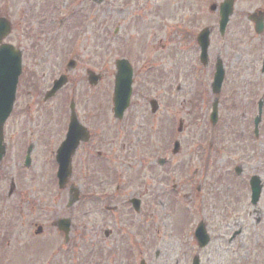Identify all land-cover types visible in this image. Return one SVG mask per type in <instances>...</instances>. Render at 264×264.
<instances>
[{
	"label": "rangeland",
	"instance_id": "obj_1",
	"mask_svg": "<svg viewBox=\"0 0 264 264\" xmlns=\"http://www.w3.org/2000/svg\"><path fill=\"white\" fill-rule=\"evenodd\" d=\"M197 1L189 6L186 0H104L97 6L90 0H0V17H7L12 27L4 42L23 50L15 102L4 125L0 264H190V234L201 221L214 240L201 253L202 264L218 244L225 249L226 264H264V111L262 133L253 135L257 102L264 100V30L257 36L246 20L247 13L264 11V0H236L223 38L217 17L208 10L222 0ZM204 27L212 28L205 66L193 45ZM216 57L224 63L225 77L213 128L208 116L215 95L209 87ZM69 59L76 62L68 73L69 84L46 100L44 94ZM120 59H129L133 67V93L132 105L116 120L112 95ZM88 70L101 75L94 87L88 85ZM71 99L91 137L72 158L69 183L80 189L83 200L67 213L62 209L67 198L56 185L54 157L64 139ZM151 99L159 105L153 115ZM175 141L180 149L172 155ZM30 145L31 163L25 168ZM159 158L166 159L161 171ZM235 167L241 168L240 176ZM97 172L108 175L110 191L114 181L124 183L115 199L125 209L120 216V207L106 214L98 204L96 195L106 191L101 188L105 177H87ZM252 175L263 186L255 207L249 202ZM16 180L18 188L8 196L9 184ZM131 197L143 198L148 206L143 227L135 225L139 215L128 213ZM17 208L24 223L20 235ZM70 213L75 227L83 226L82 250L73 259L56 261L50 258V246L61 250L62 241L55 234L35 236L30 222L49 224ZM104 229L113 233L108 242L100 241L101 256L92 260V235L100 232L103 238ZM117 230L124 237L117 238Z\"/></svg>",
	"mask_w": 264,
	"mask_h": 264
},
{
	"label": "water",
	"instance_id": "obj_2",
	"mask_svg": "<svg viewBox=\"0 0 264 264\" xmlns=\"http://www.w3.org/2000/svg\"><path fill=\"white\" fill-rule=\"evenodd\" d=\"M96 1V0H94ZM101 0H98L100 3ZM234 0H226L220 5V22L219 28L220 32L224 31V28L229 20V17L232 14ZM215 9V5L211 6V10ZM249 19H254L256 23V31L259 32L262 30V18L255 19L252 15ZM10 32V25L6 19L0 18V42L7 37ZM208 35L209 31L207 29L203 30L197 41L201 48L200 59L205 64L207 61V47H208ZM73 67V64L70 63L68 68ZM117 74L115 76V87H114V116L115 118H121L124 110L128 106L129 96H130V85H131V68L129 64L125 60H121L117 62ZM21 74V53L20 51L15 50L10 45H2L0 47V161L5 154V147L2 146L3 140V127L4 124L9 117L13 102L15 99V91L18 78ZM224 71L221 64V61H217L216 69L214 74V79L211 85L212 93L218 95L220 92L221 84L223 82ZM98 76H94L89 73V82L90 84H96L98 81ZM66 83L65 77H60L59 80L55 81L52 89L46 93L45 98H49L53 96L64 84ZM152 112L155 111L156 105L152 102ZM71 117L68 126V132L64 142L59 146L56 151V163L58 165L56 177L58 180L59 189H63L68 181V178L71 175V158L75 153L76 148L78 147L80 142L88 141V133L84 127H82L74 113V105L70 104ZM217 120V99L214 100L212 106V113L210 115V121L212 124H215ZM260 123V113L254 119L255 133H257V127ZM179 149V144H174L173 153L176 154ZM31 152V147L27 150V155L25 157V166H28L30 163L29 155ZM164 161L161 160L159 163L162 164ZM239 172V169L236 170ZM250 187L252 191V203L255 204L259 197L261 191V185L259 179L257 177H252L250 180ZM12 189L10 190L11 194ZM77 191L75 192L74 198L70 201L69 206L76 201ZM133 207L135 210L138 209L137 202L133 201ZM135 203V204H134ZM67 220L58 221L59 230H63L65 233L68 231V223ZM40 232V228L37 229V233ZM196 237L199 240L205 239V233L203 227H199L196 231ZM206 240V239H205ZM201 243L203 246L206 241ZM143 264V262H141ZM197 264V262L195 263Z\"/></svg>",
	"mask_w": 264,
	"mask_h": 264
},
{
	"label": "flooded vegetation",
	"instance_id": "obj_3",
	"mask_svg": "<svg viewBox=\"0 0 264 264\" xmlns=\"http://www.w3.org/2000/svg\"><path fill=\"white\" fill-rule=\"evenodd\" d=\"M186 1L188 2V5H195V3H196V0H186ZM213 13H217V12H213ZM231 23L232 22L230 20L228 26ZM240 25L241 24L238 23V28L240 27ZM235 26H236V24H235ZM210 33H212V28L211 27H210ZM225 34H226V31H225ZM224 35L222 36V38L224 37ZM194 44L196 46L195 40H194L193 45ZM215 59H217V57ZM207 63H209V53H208V62ZM223 65H224V63H223ZM224 69H225V66H224ZM262 70H264V65L262 66ZM262 73H264V72H262ZM228 108H229V106H228ZM261 133H262V126H260L259 129H258L257 137L259 136V134L261 135ZM100 155H101V153L98 152L97 156H100ZM99 164L101 165V164H106V163H101L100 162ZM0 165H1V163H0ZM107 165H110V164H107ZM162 167L163 166H159V171H161ZM108 169H110V167L107 168V169H104V170L107 173H109ZM83 176L86 177V174L83 173L80 176V178L82 179ZM90 176L91 177L94 176L93 178H95L97 180H100V179L103 180L101 177L102 176L105 177L106 183H105L104 187H101V188L105 189V187H106V189H105L106 191L100 192V193H102V196H98L97 197V195H96V199H98V201H100L98 204L99 205L103 204V207H102L103 212L106 213V214L112 213L113 210L115 211L116 207H120V209L117 208V211H116V213L119 214L118 216H120L123 211L125 212L124 206H121V205H123V203L115 200L117 197H119L123 193V190L125 189L124 183L121 182V181H118V182L114 181V183H115L114 190L110 191L111 187H110V184H108V182L111 181V180L108 179L109 178L108 175H101L100 173L97 172L96 174H93V173H92V175L89 174L87 177H90ZM116 178L117 179H121V177H119V176H116L115 179ZM19 182H20V180H16L15 183H12L13 184V188H14L13 195H14L15 190L18 188V185H19L18 183ZM71 187L77 188V198H76L75 203L71 207H68L67 206L68 200H69L70 196L73 195V193H74V191L70 192V188ZM96 189L98 190V188H96ZM198 191H199V189H198ZM59 192L60 193H64L65 194L64 196L67 198L65 203H63V200H62V203H63L62 209L64 211H66L67 213L73 212V210L83 200L82 199L83 193L80 192V189L77 186H74L71 183H68L66 188L61 190V191H59ZM60 201H61V199H60ZM133 201L137 202L136 205H138V212L133 211V209H132L131 202H133ZM127 202L129 203V205L131 207V211H132V212L128 211V213L131 214L130 216H132L133 214L134 215L135 214L139 215L138 220L135 221L136 222L135 225L137 227H143L147 223V219L149 217V216H146L147 215L148 206L145 204V200L143 198H141V197H131L130 200H128ZM111 203H114V204L112 206H110ZM110 208H112V209H110ZM126 209H127V207H126ZM16 212H17V222H16V225H15V228H16L17 234L20 235V229H23L24 223H23L21 211H19V208H17ZM106 214H105V216H106ZM140 215L142 217H144L146 220H144L142 217H140ZM66 218L70 220V225H69L68 232L64 233V232H62V231H60L58 229V227H57V225L55 223L59 219H66ZM114 219H115V217H114ZM73 221H74V214L70 213L69 215L67 214L66 217H59V218H55L54 220H51L49 224H47V223H38V222L31 223L30 222V230L29 231L32 232L35 227L39 226L42 229V232L40 234V235H42L41 237H43V235H45L46 233L55 234L56 237L62 241L63 248H61V250H60V248H53V247L50 246V258L53 257L52 259H55L56 261H59V260L62 261L63 259L66 260L68 257L73 259L75 256H77V254L79 253V250H82V246H83V242H82V244L80 242L81 241V237H83V226L81 224H78V226H77L78 228H76L75 224H74L75 222H73ZM257 223H259V221H257ZM205 228H206V225H205ZM145 231L146 230H140L139 232L143 234V233H145ZM112 233H113V229L112 230L111 229H104L102 231L103 238L101 236H99L100 232H97V234L95 233L94 235H92V238H91V242L93 243L92 244L93 247L91 249L92 260H95V259L97 260L99 255H101L100 247L102 245H100V244H101V242H108L109 238L112 235ZM123 233H125V232L122 231V230H117L114 233V235L117 238L119 236L124 237ZM234 239L235 238H229L228 239V243L231 244L234 241ZM212 241H214V240L211 239V237H210L209 238V242L207 243V245L204 248H198V246L196 244V241L192 238V246L194 247V249L191 251L188 263L195 256H197L199 258V264H202L203 263L202 262V258L203 257H202L201 253L203 252V250L209 248V246H210ZM262 250H263V248H262ZM59 251H61V255H59V253H58ZM224 252H225V249L222 246V244H218V245H216L214 247H211V249L209 250V253H207V255L205 256L204 264H226V262L222 258V257H224L223 256ZM58 257H61V259H58Z\"/></svg>",
	"mask_w": 264,
	"mask_h": 264
}]
</instances>
